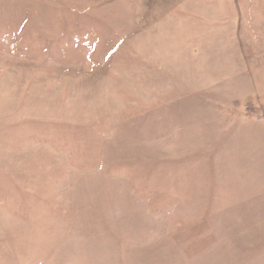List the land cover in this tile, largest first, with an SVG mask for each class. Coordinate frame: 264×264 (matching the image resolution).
<instances>
[{"label": "rangeland", "instance_id": "374dc122", "mask_svg": "<svg viewBox=\"0 0 264 264\" xmlns=\"http://www.w3.org/2000/svg\"><path fill=\"white\" fill-rule=\"evenodd\" d=\"M259 1L0 0V264H264Z\"/></svg>", "mask_w": 264, "mask_h": 264}, {"label": "crops", "instance_id": "0c3cea01", "mask_svg": "<svg viewBox=\"0 0 264 264\" xmlns=\"http://www.w3.org/2000/svg\"><path fill=\"white\" fill-rule=\"evenodd\" d=\"M258 6L260 7H258V8H256V9H258V10H256L255 11V13H256V15H258L259 14V21H255L254 23H256L257 25H259L260 27H259V29L261 30V32H263L262 34H264V11H263V6H264V2L263 1H259L258 2ZM232 5L234 6V7H236L237 9H238V7H239V5H237L236 6V4H235V1H234V3L232 2ZM238 12V11H237ZM231 19V18H230ZM248 20H250V19H248ZM254 20V19H253ZM254 23H250V25H252V24H254ZM262 39H264V36H263V38ZM263 49H264V45H263ZM263 54H264V52H263Z\"/></svg>", "mask_w": 264, "mask_h": 264}]
</instances>
